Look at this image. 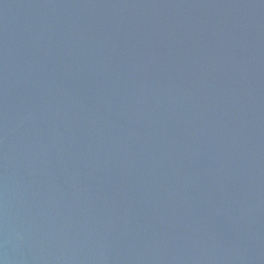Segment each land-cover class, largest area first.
Listing matches in <instances>:
<instances>
[{"label":"water","instance_id":"1","mask_svg":"<svg viewBox=\"0 0 264 264\" xmlns=\"http://www.w3.org/2000/svg\"><path fill=\"white\" fill-rule=\"evenodd\" d=\"M0 264H264V0H0Z\"/></svg>","mask_w":264,"mask_h":264}]
</instances>
